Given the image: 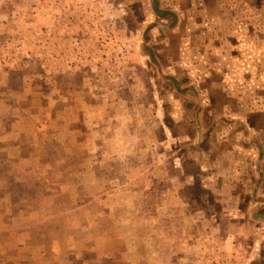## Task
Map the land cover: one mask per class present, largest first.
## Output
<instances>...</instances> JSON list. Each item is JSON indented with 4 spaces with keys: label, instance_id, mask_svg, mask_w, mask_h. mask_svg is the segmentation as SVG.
<instances>
[{
    "label": "rangeland",
    "instance_id": "1",
    "mask_svg": "<svg viewBox=\"0 0 264 264\" xmlns=\"http://www.w3.org/2000/svg\"><path fill=\"white\" fill-rule=\"evenodd\" d=\"M0 264H264V0H0Z\"/></svg>",
    "mask_w": 264,
    "mask_h": 264
},
{
    "label": "crops",
    "instance_id": "2",
    "mask_svg": "<svg viewBox=\"0 0 264 264\" xmlns=\"http://www.w3.org/2000/svg\"><path fill=\"white\" fill-rule=\"evenodd\" d=\"M129 164V163H128ZM55 213H53V215H54ZM51 218V220L53 221V223L54 224H52V226H51V228L53 227V225H57V224H55L56 223V221L54 220V218L51 216L50 217ZM61 220V218H58V221L57 222H59ZM42 220H40V225L41 226H43V223L44 222H41ZM46 223H48V219H47V222ZM33 223H30V222H27V223H20V224H18V227L19 228H21L20 230H21V233L19 234V236L20 235H24V241H23V243H21L19 246H22V247H24V245L23 244H25V242H26V244H28L29 242H31V239H32V237L33 236H31L32 234H35V235H39L40 236V238H41V240H43L44 239V233H43V230L41 229V230H39L38 229V232H35V233H33L31 230H30V227H32L31 225H32ZM45 226H47V225H44V227ZM48 227V226H47ZM23 228H25L26 230H23ZM48 229V228H47ZM26 231H28L29 232V234H26L25 232ZM45 239H46V237H45ZM55 240V239H54ZM51 242V241H50ZM18 246V247H19ZM18 247L17 248H15V251H16V253L18 252ZM16 256H18V254L16 255ZM18 259H19V257H18Z\"/></svg>",
    "mask_w": 264,
    "mask_h": 264
},
{
    "label": "trees",
    "instance_id": "3",
    "mask_svg": "<svg viewBox=\"0 0 264 264\" xmlns=\"http://www.w3.org/2000/svg\"><path fill=\"white\" fill-rule=\"evenodd\" d=\"M57 207H58V205H57ZM60 212V208H57L56 209V212H55V214L54 215H51L53 218H54V220L57 222L58 221V213ZM21 228H19V227H15L14 228V230H15V235L16 236H18L20 233H21V230H20ZM26 234H29V232L28 231H26L25 232ZM89 245H92L91 243H88V244H86V250L89 248L88 246ZM23 247L22 246H19L18 247V257H21V255L23 254ZM88 251V250H87ZM93 251V250H92ZM96 253V256L97 257H102V255L100 254V252H98L97 250H95V251H93V253Z\"/></svg>",
    "mask_w": 264,
    "mask_h": 264
}]
</instances>
